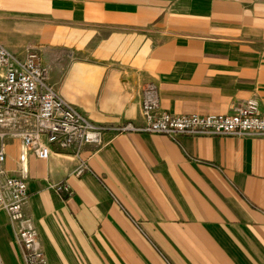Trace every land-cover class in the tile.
Wrapping results in <instances>:
<instances>
[{"label": "crops", "instance_id": "1", "mask_svg": "<svg viewBox=\"0 0 264 264\" xmlns=\"http://www.w3.org/2000/svg\"><path fill=\"white\" fill-rule=\"evenodd\" d=\"M14 55L37 50L48 83L106 129L78 156L7 140L47 264H264V136L116 132L144 123V88L174 115L264 116V0H0ZM14 46V47H13ZM81 161L88 169L77 174ZM73 191L65 200L52 184ZM1 264H24L0 210Z\"/></svg>", "mask_w": 264, "mask_h": 264}, {"label": "built area", "instance_id": "2", "mask_svg": "<svg viewBox=\"0 0 264 264\" xmlns=\"http://www.w3.org/2000/svg\"><path fill=\"white\" fill-rule=\"evenodd\" d=\"M160 101L157 85L148 84L142 97L144 123L124 122L113 129L118 133H160L173 140L182 135L264 136V116L255 98L236 105L230 114L211 115H174L160 110ZM105 129L54 90L37 50L29 49L22 59L0 43V210L7 215L24 264H47V258L36 223L25 210L29 199L26 177L10 175L4 168L7 140H21V161L29 150L47 159L53 147L79 156L86 146L102 144ZM86 169L88 165L81 161L77 174ZM51 188L65 200L73 196L65 182Z\"/></svg>", "mask_w": 264, "mask_h": 264}, {"label": "rangeland", "instance_id": "3", "mask_svg": "<svg viewBox=\"0 0 264 264\" xmlns=\"http://www.w3.org/2000/svg\"><path fill=\"white\" fill-rule=\"evenodd\" d=\"M0 41H5L6 45H14V17L0 15Z\"/></svg>", "mask_w": 264, "mask_h": 264}]
</instances>
